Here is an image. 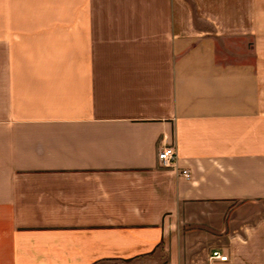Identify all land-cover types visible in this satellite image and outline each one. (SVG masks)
Instances as JSON below:
<instances>
[{"label":"crops","instance_id":"crops-1","mask_svg":"<svg viewBox=\"0 0 264 264\" xmlns=\"http://www.w3.org/2000/svg\"><path fill=\"white\" fill-rule=\"evenodd\" d=\"M262 211L264 0H0V264H264Z\"/></svg>","mask_w":264,"mask_h":264},{"label":"built area","instance_id":"built-area-1","mask_svg":"<svg viewBox=\"0 0 264 264\" xmlns=\"http://www.w3.org/2000/svg\"><path fill=\"white\" fill-rule=\"evenodd\" d=\"M158 158L163 167H171L175 164L176 158V148L173 144H165L158 153ZM182 174L186 177L191 176V172L188 169H182ZM219 259L221 261H227L228 255H224L220 250H215L212 253L211 259Z\"/></svg>","mask_w":264,"mask_h":264},{"label":"rangeland","instance_id":"rangeland-1","mask_svg":"<svg viewBox=\"0 0 264 264\" xmlns=\"http://www.w3.org/2000/svg\"><path fill=\"white\" fill-rule=\"evenodd\" d=\"M236 50H237V49H235V51H236ZM259 213H260V212H259ZM261 213L263 214L264 211H262ZM245 214H247V216H248V213H245ZM228 217H230V215H227V218H228Z\"/></svg>","mask_w":264,"mask_h":264}]
</instances>
